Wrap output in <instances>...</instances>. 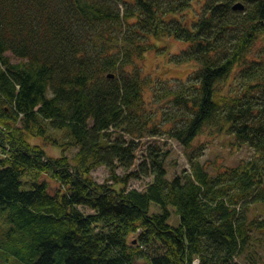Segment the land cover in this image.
Instances as JSON below:
<instances>
[{"label":"trees","instance_id":"16d2710c","mask_svg":"<svg viewBox=\"0 0 264 264\" xmlns=\"http://www.w3.org/2000/svg\"><path fill=\"white\" fill-rule=\"evenodd\" d=\"M194 1L0 0V209L10 223L0 261L236 264L264 238V216L250 215L264 204V0H203L185 24L179 12ZM166 36L187 44L171 64L196 67L178 89L158 90L157 101L173 108L160 118L172 127L162 129L144 108L140 60ZM48 127L67 129L78 145L74 167L29 142ZM204 127L253 157L211 176L189 154L190 171L170 180L167 152L155 143L128 171L141 138L165 133L189 148ZM100 165L118 187L92 180ZM118 167L128 173L116 175ZM28 172L32 187L21 189ZM42 174L58 183L53 192ZM150 176L144 189L126 186ZM152 201L162 213H148ZM167 205L177 226L167 223ZM99 222L107 232L93 231Z\"/></svg>","mask_w":264,"mask_h":264},{"label":"rangeland","instance_id":"374dc122","mask_svg":"<svg viewBox=\"0 0 264 264\" xmlns=\"http://www.w3.org/2000/svg\"><path fill=\"white\" fill-rule=\"evenodd\" d=\"M201 1H194L191 7L187 10L179 12V18L183 20L185 24L196 20L198 17V7L202 3ZM121 7V6H120ZM197 16V17H196ZM257 44L264 41V35ZM153 49L146 51L145 55L140 60L141 65V75L145 77L146 83L142 90V95L144 98V108L152 114L154 122H156L162 129L170 128L168 124H162L161 114L169 112L173 108L169 107L167 100L159 99L155 97L161 91L160 88L167 87L168 84L171 85V89L174 91L178 89L179 82L185 81L189 72L196 67V64L189 62V64L184 65H174L170 62V56L178 54V52L184 49L187 44L175 40L170 36L162 37L159 40H151ZM256 44V46H257ZM12 62L17 61L16 58L12 56L10 52L6 53ZM160 90V91H158ZM216 130V129H215ZM210 131L208 127H204L202 133L193 137L191 146L189 148H184L177 141L170 139L165 133L159 134V136H145L139 140V146L136 150V159L134 165L128 171H136L139 166V162L144 158L145 150L147 146L154 145L155 143L160 145L162 150L167 152L165 158V168H166V178L172 179L175 175H180L183 173V169L190 171L191 164L189 161V154L192 158L198 159L200 164L205 167V170L211 176H216L217 173L226 169V167H234L243 162H247L253 157V150L246 145L238 144L235 142L234 137L228 135L224 132ZM45 137H31L29 142L31 144H36L41 146L45 152V155L52 157L66 156L69 165L74 167L76 161V152L78 150V145L74 143L71 135L67 129L55 130L51 127L47 129ZM128 171H124L121 167L115 170L116 175L123 176L127 174ZM89 176L92 177L94 182L99 184H110L113 186L114 181L110 175L108 169L105 166L100 165L91 168L89 171ZM33 173L28 172L22 179L21 189H31L32 183L34 182ZM37 179L40 181H47L50 185V190L53 192L58 183L53 179L49 178L48 175L42 174ZM152 180L150 177H140L134 178L130 177L127 180L126 186L135 189H144ZM118 187V185L114 184ZM83 212H92L88 207H79ZM168 211L167 223L171 226H177L179 224L180 218L175 211V207L172 205H167ZM163 212L161 206L157 205L155 202L149 203V214H160ZM250 215L259 217L264 216V204L256 205L251 208ZM10 223L7 219V213L0 209V243L5 238V233L8 230ZM108 227H104L102 222L93 226V231H103L107 232ZM250 248L240 257L236 258V264H264V238L254 237ZM135 240V238H132ZM134 243V242H133ZM13 263V262H12ZM197 263V260H195ZM0 264H6L0 261ZM140 264H144V261H140Z\"/></svg>","mask_w":264,"mask_h":264},{"label":"water","instance_id":"95a60500","mask_svg":"<svg viewBox=\"0 0 264 264\" xmlns=\"http://www.w3.org/2000/svg\"><path fill=\"white\" fill-rule=\"evenodd\" d=\"M234 10H242L244 8L243 3L242 2H235L232 4L231 6Z\"/></svg>","mask_w":264,"mask_h":264}]
</instances>
